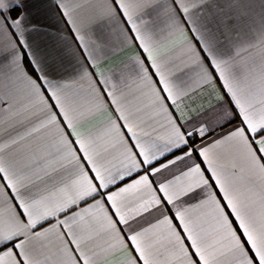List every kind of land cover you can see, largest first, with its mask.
Returning a JSON list of instances; mask_svg holds the SVG:
<instances>
[{"label":"snow or ice","instance_id":"obj_1","mask_svg":"<svg viewBox=\"0 0 264 264\" xmlns=\"http://www.w3.org/2000/svg\"><path fill=\"white\" fill-rule=\"evenodd\" d=\"M73 2L55 0L76 48L58 67L29 40L39 29L25 0H0V264H97L114 252L124 253L120 264H264V52L254 55L264 49V0L259 12L254 0H104L101 10L96 0ZM106 29L145 54L133 83L159 129L144 131L142 100L95 71L91 38L103 43ZM163 32L190 33L189 64L164 69L153 54ZM69 72L97 109L113 106L112 142L77 131L69 84L57 78ZM201 89L217 103L193 112L184 101ZM116 150L118 167L108 159ZM165 170L171 178L155 181ZM137 191L149 197L142 210L160 217L139 230L123 202Z\"/></svg>","mask_w":264,"mask_h":264},{"label":"crops","instance_id":"obj_2","mask_svg":"<svg viewBox=\"0 0 264 264\" xmlns=\"http://www.w3.org/2000/svg\"><path fill=\"white\" fill-rule=\"evenodd\" d=\"M27 5L26 12L29 19L37 25L38 31L32 32L29 35V40L35 48L37 55L47 59L49 63L56 66H70L73 62V54L76 53V48L73 44L71 32L67 24L64 23V17L59 14V10L55 7V0H25ZM69 8H75L76 5L73 0H65ZM94 7L101 10L104 7V0H96ZM254 8L257 12L260 10V0H254ZM21 9L17 8L12 12L15 17L20 13ZM78 13L82 10H77ZM190 36V33L185 34ZM185 36L174 33L163 32L155 39L156 45L153 54L157 57L161 65L166 71H174L176 67H184L190 61L184 57L183 43ZM92 43L96 45V60L95 71L103 73V78H107L111 84H115L126 93L128 89L135 92L136 97L142 100L139 105L143 111L139 115L140 121H145L143 125L144 131L152 132L153 129H159L160 125L156 120H149L152 115L150 109L147 108L148 100L143 98L136 90L137 86L133 83L136 79L134 72V61L137 58H142L145 54L132 42L128 41L124 36L120 35L115 29H106L103 43L92 38ZM264 49L258 47L254 55L259 56ZM78 54V53H77ZM179 75V73H177ZM193 78V86H195L196 73H190ZM61 82L68 83L69 87L65 89V94L72 99L74 106L77 108L80 116L77 131L89 135L91 138L100 141L101 143L112 142L110 130L106 127L108 120L115 116L113 106H108L103 110L97 109L91 102L86 82H74L72 74L66 73L63 76H58ZM125 82L128 87L125 88ZM218 95L209 94V91L201 89L197 93H193L190 99L184 101L193 112L198 108H207L210 105L217 103ZM7 120V116L2 118ZM53 132H42V136H51ZM164 135L163 131H160ZM179 154V153H177ZM119 151H113L108 157L113 165L117 167L120 164ZM174 157L169 154L168 159ZM162 162L164 158L161 157ZM182 164L173 166L172 172H176ZM116 171V167L113 168ZM165 177L171 178V172L165 170L163 174H158L154 177L157 182H162ZM137 173L133 172L131 176L125 175L123 181L117 180L115 185L110 186L111 191L116 192L119 188L131 184L137 179ZM149 200L148 195L143 191H137L131 194H125L123 202L126 205V211L129 215V224L131 228L139 230L147 228L152 224L157 223L159 213L155 208H148L142 210V205H146ZM87 204H81V207H87ZM170 207V206H169ZM79 210V209H77ZM171 215V213H166ZM198 216L205 222L206 226L210 227L213 223L211 209H203L198 212ZM124 231H128L127 225L121 226ZM108 237H100L97 240V245L100 247L106 246ZM124 258L123 252H114L107 256H102L97 264H120Z\"/></svg>","mask_w":264,"mask_h":264}]
</instances>
